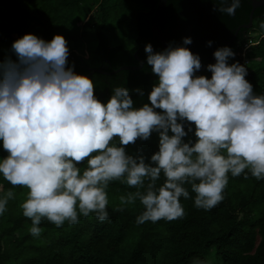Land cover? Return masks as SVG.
Instances as JSON below:
<instances>
[{"label":"clouds","instance_id":"clouds-1","mask_svg":"<svg viewBox=\"0 0 264 264\" xmlns=\"http://www.w3.org/2000/svg\"><path fill=\"white\" fill-rule=\"evenodd\" d=\"M240 5L222 0L214 10L231 16ZM259 27L264 30V21ZM67 43L59 34L50 41L24 34L0 60V149L7 153L0 177L27 189L20 208L33 237L41 236L44 220L57 228L90 215L106 221L112 182L134 189L119 197L115 210L139 202L142 225L182 218L181 198L213 209L229 176L264 179V94L254 92L244 65L231 62L230 47L217 48L215 63L204 66L186 47L191 37L160 52L146 44L157 79L148 102L134 107L125 87H114L106 102L97 99L93 80L69 65ZM202 67L210 77L197 75ZM154 133L157 150L150 156L128 151ZM14 198L0 185V216ZM192 264L205 262L193 258Z\"/></svg>","mask_w":264,"mask_h":264},{"label":"trees","instance_id":"trees-1","mask_svg":"<svg viewBox=\"0 0 264 264\" xmlns=\"http://www.w3.org/2000/svg\"><path fill=\"white\" fill-rule=\"evenodd\" d=\"M227 2L230 4L231 0ZM141 4L144 10L139 15L138 37L131 50L111 47L104 23L91 31L98 42L96 54L102 62L100 69L112 72L124 66H139L141 63L134 53L139 51V57L146 61L143 47L149 43L153 49L163 50L151 30L158 0H141ZM221 4L222 0H169L158 25L173 46L180 45L184 37H191L193 43L186 47L200 55L204 66L215 63L212 58L217 48L228 46L233 50L239 46L243 50L250 43L246 63L242 65L248 70L246 79L253 85L254 92L264 94V35L256 46H252V39L248 37L255 21L264 20V6L256 10L252 28L240 30L234 39L238 28L249 23L251 4L241 0L240 7L231 16L214 10ZM54 28L53 21L35 16L34 0H0V60L8 54L12 42L24 34H35L50 41ZM62 36L71 49L69 65L74 64L77 74L88 75L86 62L73 51L76 39ZM233 39L231 45L224 43ZM208 41L213 42L211 47L207 46ZM200 72L211 75L203 67ZM89 78L100 101L110 98L114 87L131 91L152 86L157 79L147 63L140 71H123L113 76L94 74ZM157 143L154 133L149 141H137L127 149L131 153L139 148L150 156L157 150ZM6 155L4 151L0 158ZM0 185L4 191L11 189L15 193L7 211L0 216V264H192L193 258L205 264L212 260V264H264V179L256 180L250 174L247 178L244 174L229 176L223 201L211 210L196 209L193 199L181 198L185 210L182 218L142 225L136 223V217L143 211L139 202L123 211L115 210L119 197L134 189L118 181L112 182L108 189L109 218L106 221L90 215L80 217L75 225L65 223L57 228L44 220L39 238L30 234L31 221L23 216L20 208L27 189L12 186L2 177Z\"/></svg>","mask_w":264,"mask_h":264},{"label":"rangeland","instance_id":"rangeland-1","mask_svg":"<svg viewBox=\"0 0 264 264\" xmlns=\"http://www.w3.org/2000/svg\"><path fill=\"white\" fill-rule=\"evenodd\" d=\"M143 10L141 0H34L35 16L53 21L54 35H68L76 39L73 51L84 59L89 69H99L102 66L101 59L95 53L98 42L91 34L93 28L104 23V32L109 38L111 47L122 46L131 50L138 37V18ZM262 21L264 20H256L254 29L248 34L252 39V46H256L264 35V30L259 27ZM249 46L250 43L243 50L236 46L233 49L235 58L231 62L246 60V56L244 58L243 55L250 51ZM136 89L145 92L141 97L134 91L135 89L129 91L134 107H139L148 102L147 94L151 86ZM0 155H4L2 149ZM212 262L214 261L212 260L210 264Z\"/></svg>","mask_w":264,"mask_h":264},{"label":"water","instance_id":"water-1","mask_svg":"<svg viewBox=\"0 0 264 264\" xmlns=\"http://www.w3.org/2000/svg\"><path fill=\"white\" fill-rule=\"evenodd\" d=\"M168 1L169 0H158L157 8L155 10V13H154L152 19H151L152 33L159 40L163 49L167 48L169 46V43H168L166 37L164 36L163 32L160 29V27L158 25V21H159L160 17L162 16V14L164 13V10L167 6ZM248 1L250 2L251 7H252V11H251L250 18H249V23L246 25H242L238 28V30L235 33L234 39H236L240 30H242V29L249 30L252 28L253 21H254V14H255L256 10H258L264 6V0H248ZM234 39L232 41H228V42L225 41L224 43L227 45H231L234 42ZM143 48H145V47H143ZM153 50H154V52H160V51H157L155 49H153ZM138 53H139V51L135 52L134 57L136 58V60L138 62L141 63L139 66H124V67H121L118 70H115L112 72H106V71L100 69L101 67L99 69H89L88 68L89 74L86 76L91 77L94 74L113 76V75H116V74L121 73L123 71H132V72L133 71H140L144 68L146 61H143L139 57ZM212 60L215 61L214 57L212 58ZM197 75H201V72H198Z\"/></svg>","mask_w":264,"mask_h":264},{"label":"built area","instance_id":"built-area-1","mask_svg":"<svg viewBox=\"0 0 264 264\" xmlns=\"http://www.w3.org/2000/svg\"><path fill=\"white\" fill-rule=\"evenodd\" d=\"M243 56H244V58H245L246 55H243ZM242 62L245 64V63H246V60L244 59V61H242Z\"/></svg>","mask_w":264,"mask_h":264},{"label":"flooded vegetation","instance_id":"flooded-vegetation-1","mask_svg":"<svg viewBox=\"0 0 264 264\" xmlns=\"http://www.w3.org/2000/svg\"><path fill=\"white\" fill-rule=\"evenodd\" d=\"M146 65V64H145Z\"/></svg>","mask_w":264,"mask_h":264}]
</instances>
